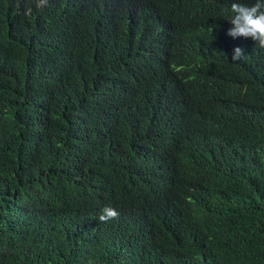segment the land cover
Listing matches in <instances>:
<instances>
[{
	"label": "trees",
	"instance_id": "1",
	"mask_svg": "<svg viewBox=\"0 0 264 264\" xmlns=\"http://www.w3.org/2000/svg\"><path fill=\"white\" fill-rule=\"evenodd\" d=\"M233 2L0 0V264H264V48Z\"/></svg>",
	"mask_w": 264,
	"mask_h": 264
},
{
	"label": "clouds",
	"instance_id": "2",
	"mask_svg": "<svg viewBox=\"0 0 264 264\" xmlns=\"http://www.w3.org/2000/svg\"><path fill=\"white\" fill-rule=\"evenodd\" d=\"M40 5L38 4V7ZM225 11H228L227 9ZM231 16L228 19L232 27L228 35L236 37L251 38L260 48H264V0H255L252 4L233 2L230 8ZM243 49L236 47L232 56L233 61L244 58ZM119 212L111 207L105 206L101 209L99 221L118 218Z\"/></svg>",
	"mask_w": 264,
	"mask_h": 264
}]
</instances>
